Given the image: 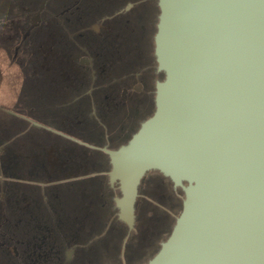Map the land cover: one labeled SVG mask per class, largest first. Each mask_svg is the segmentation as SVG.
Segmentation results:
<instances>
[{"label": "flooded vegetation", "instance_id": "obj_1", "mask_svg": "<svg viewBox=\"0 0 264 264\" xmlns=\"http://www.w3.org/2000/svg\"><path fill=\"white\" fill-rule=\"evenodd\" d=\"M159 2L0 0V264H149L169 239L150 197L180 188L148 172L130 229L106 152L156 113Z\"/></svg>", "mask_w": 264, "mask_h": 264}, {"label": "water", "instance_id": "obj_2", "mask_svg": "<svg viewBox=\"0 0 264 264\" xmlns=\"http://www.w3.org/2000/svg\"><path fill=\"white\" fill-rule=\"evenodd\" d=\"M157 110L111 159L119 218L159 171L185 193L149 264H264V0H160Z\"/></svg>", "mask_w": 264, "mask_h": 264}, {"label": "rangeland", "instance_id": "obj_3", "mask_svg": "<svg viewBox=\"0 0 264 264\" xmlns=\"http://www.w3.org/2000/svg\"><path fill=\"white\" fill-rule=\"evenodd\" d=\"M1 28H2V22L0 21V29ZM1 78H2V73L0 71V83H1ZM3 98H4V95H3V93H1V90H0V101H2V102L12 101V95L10 93L9 94L7 93L6 99H3ZM53 162H55V160ZM59 166H61V165H59ZM151 177H154V174H152ZM160 181H162L161 182L162 184L159 187L158 192L156 193V195L150 197L151 198L150 200L154 201L155 204L157 205L156 206L151 202L152 206L161 208V209H158V210H160V212L155 210L154 214H156V217L154 219H156V221H158V220L162 221L163 217L167 216V217H169V221L171 222V225L173 226L174 219H176V218H174L172 216V213L178 215V210H180V208H179L180 205H178V209L176 208L175 210H173V208H174L173 205H174V201H175L174 196L175 195H174V191L172 189V184L167 179L162 178V179H160ZM145 194H146V192L144 193V196H145ZM168 211H169V213H170V211L172 212L171 215H168V213H167ZM156 229H157V226H155L154 228H152V227L147 228L148 232H147V230H145L143 232V234L141 235V239H143L144 242H147L150 239V237L153 235V231Z\"/></svg>", "mask_w": 264, "mask_h": 264}, {"label": "trees", "instance_id": "obj_4", "mask_svg": "<svg viewBox=\"0 0 264 264\" xmlns=\"http://www.w3.org/2000/svg\"><path fill=\"white\" fill-rule=\"evenodd\" d=\"M9 144H10V143H9ZM158 172H159V171H158ZM174 195H175V204H176V207L173 208V210H175L176 208L178 209V205H180V206H179L180 210H178V215L172 213L171 211H170V213H169V211H168L167 213H168V215H171V213H172V216H173L174 218L178 219L179 216H180V214H181V212H182L183 202L185 201V193H184V191L180 188V189H177V190L174 192ZM175 225H176V222H175L174 226H175ZM168 237H169V236H168ZM166 240H168V238H167Z\"/></svg>", "mask_w": 264, "mask_h": 264}]
</instances>
